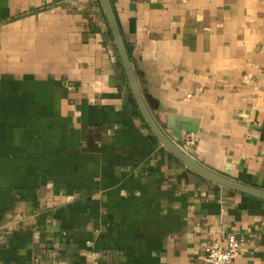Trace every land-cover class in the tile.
<instances>
[{"label": "crops", "instance_id": "crops-1", "mask_svg": "<svg viewBox=\"0 0 264 264\" xmlns=\"http://www.w3.org/2000/svg\"><path fill=\"white\" fill-rule=\"evenodd\" d=\"M111 2L162 130L264 189V0ZM230 233L264 264V200L151 133L100 0H0V264H207Z\"/></svg>", "mask_w": 264, "mask_h": 264}, {"label": "water", "instance_id": "water-1", "mask_svg": "<svg viewBox=\"0 0 264 264\" xmlns=\"http://www.w3.org/2000/svg\"><path fill=\"white\" fill-rule=\"evenodd\" d=\"M104 16L106 18L114 46L120 60L124 75L126 77L131 95L135 101L138 112L157 140L169 151L177 160L184 164L189 170L202 179L225 187L227 189L247 194L264 200V189L248 185L232 178L220 175L199 163L192 155L187 153L178 143L174 142L158 125L154 118V113L148 108L143 97L137 74L130 58L128 49L122 38L120 27L112 6L111 0H100ZM175 136H181L176 133Z\"/></svg>", "mask_w": 264, "mask_h": 264}, {"label": "built area", "instance_id": "built-area-1", "mask_svg": "<svg viewBox=\"0 0 264 264\" xmlns=\"http://www.w3.org/2000/svg\"><path fill=\"white\" fill-rule=\"evenodd\" d=\"M198 136L194 132H188L182 136L179 145L183 149L194 146ZM243 239L235 233H230L224 244L213 241L205 248V261L207 264H236V259L241 251ZM98 264V263H96Z\"/></svg>", "mask_w": 264, "mask_h": 264}]
</instances>
